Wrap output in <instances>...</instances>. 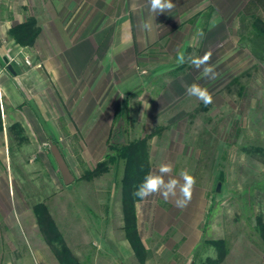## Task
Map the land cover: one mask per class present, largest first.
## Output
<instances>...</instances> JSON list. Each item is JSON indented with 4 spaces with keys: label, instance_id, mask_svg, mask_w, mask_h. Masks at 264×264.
<instances>
[{
    "label": "rangeland",
    "instance_id": "1",
    "mask_svg": "<svg viewBox=\"0 0 264 264\" xmlns=\"http://www.w3.org/2000/svg\"><path fill=\"white\" fill-rule=\"evenodd\" d=\"M172 2L156 15L148 0H0V26L35 17L42 29L31 46L6 43L21 76L0 64L14 85L7 99L0 86V264H61L67 250L77 264H202L223 250L217 240L218 264H263L264 49L250 37L264 0ZM181 51H211L217 77L178 64ZM192 83L211 105L186 94ZM114 134L147 140L149 172L171 163L173 177L187 169L196 179L183 209L159 194L136 201L143 260L125 234Z\"/></svg>",
    "mask_w": 264,
    "mask_h": 264
},
{
    "label": "trees",
    "instance_id": "2",
    "mask_svg": "<svg viewBox=\"0 0 264 264\" xmlns=\"http://www.w3.org/2000/svg\"><path fill=\"white\" fill-rule=\"evenodd\" d=\"M253 29L251 31L250 39L256 46H260L264 49V22L257 18L254 23H252ZM41 27L38 25L37 19L35 17H29L26 21L17 23L9 28L8 35L11 36L16 42L21 45L31 46L35 43L37 37L41 33ZM264 52V50H263ZM14 68V66H13ZM15 69V68H14ZM121 110H119V115H121ZM3 129L1 107H0V130ZM119 137V136H118ZM115 140V134L113 135ZM116 139L117 143L112 144L113 153L108 157L112 163H117L120 159L125 161L124 175H123V211L125 219V234L127 239L130 241L135 253L141 260L144 258L145 248L143 246L137 224V215H136V201L139 200L132 196V192L135 187H137L144 176L149 173L150 170V156H149V145L146 139H135L129 140L126 143ZM99 166H103L101 162ZM35 212L37 213V219L40 222L42 217H46L48 222L53 223L52 220L44 214V212L39 209L38 206L35 207ZM261 222V221H260ZM44 223V222H43ZM48 225V224H47ZM44 223L42 229L45 230ZM261 231H264V225L260 228ZM47 231H45L46 233ZM57 238L58 235H53ZM213 243L222 248L223 250L217 258H208L202 264H218L219 260L224 257L226 254V248L222 240L213 241ZM57 253V252H56ZM57 257L61 264H77L76 257L71 253L66 251V254L57 253Z\"/></svg>",
    "mask_w": 264,
    "mask_h": 264
},
{
    "label": "clouds",
    "instance_id": "3",
    "mask_svg": "<svg viewBox=\"0 0 264 264\" xmlns=\"http://www.w3.org/2000/svg\"><path fill=\"white\" fill-rule=\"evenodd\" d=\"M149 10L156 15L170 12L174 7L172 0H148ZM155 15V16H156ZM142 28L151 31L152 25L148 22L142 23ZM212 52H205L202 57L186 56L181 51L177 56V63L183 65L186 62L191 63L196 69L202 68V76L215 79L217 73L215 67L209 62ZM186 94L195 97L202 102L205 107L213 103V95L208 88L202 87L197 83H192L186 88ZM157 172H149L144 176L142 182L135 187L132 196L139 200H145L148 197L159 194L167 202L174 198L177 208L183 209L190 203L196 185V179L187 169H181L179 178L173 177V165L171 163H160ZM213 258H215L213 256Z\"/></svg>",
    "mask_w": 264,
    "mask_h": 264
},
{
    "label": "crops",
    "instance_id": "4",
    "mask_svg": "<svg viewBox=\"0 0 264 264\" xmlns=\"http://www.w3.org/2000/svg\"><path fill=\"white\" fill-rule=\"evenodd\" d=\"M6 22H7V24L5 26H3V27L0 26V64H1L2 59H4L5 62H7V60H8V63H9V59H8L9 55L7 52L8 51V45H6V43L9 45L11 43L15 44V41L13 39H11V37L8 35V30L11 27L10 22H9V20H7ZM15 45H17V44H15ZM20 48L21 49H18V48L15 49L16 53H20L21 50H22V52H24V50L22 49L23 47H20ZM36 73H34V74H36ZM12 74L14 76H16V78L22 75V73L19 71H16V74H14V73H12ZM22 78H25L24 79L25 85L28 86L29 89H31V86H32L31 76L30 77H22ZM0 86L2 87V90L4 92V98L5 99L10 98V96H11V94L9 93L10 88H12L11 89V91H12L14 89V85L12 83V79L7 77L6 75H4L2 72H0ZM0 95L1 96L3 95L2 91H1ZM263 264H264V262H263Z\"/></svg>",
    "mask_w": 264,
    "mask_h": 264
},
{
    "label": "water",
    "instance_id": "5",
    "mask_svg": "<svg viewBox=\"0 0 264 264\" xmlns=\"http://www.w3.org/2000/svg\"><path fill=\"white\" fill-rule=\"evenodd\" d=\"M8 62V60H7ZM8 69L16 74L15 69L13 68L12 64H8ZM50 149L54 156L55 161L57 162L58 168L60 170L61 176L63 178V181L66 185L72 184L75 181V175L73 174L69 164L67 163L61 149L57 145V143L51 141L50 142ZM217 190H220V184L217 187Z\"/></svg>",
    "mask_w": 264,
    "mask_h": 264
}]
</instances>
